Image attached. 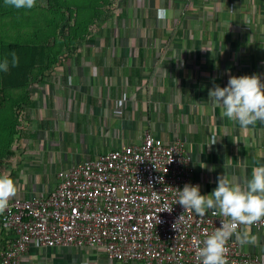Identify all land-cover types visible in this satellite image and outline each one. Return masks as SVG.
<instances>
[{"label":"crops","instance_id":"1","mask_svg":"<svg viewBox=\"0 0 264 264\" xmlns=\"http://www.w3.org/2000/svg\"><path fill=\"white\" fill-rule=\"evenodd\" d=\"M136 1L137 15L130 14L132 23H139L141 28L151 26L156 34L153 39L158 42L129 43L132 56L121 59L120 65H124L121 70L128 77L126 84L130 88L126 87L124 93L123 88L118 91L122 100L117 102L111 98L116 91L111 83L106 85L104 80V84L99 82V86L104 87H99L97 97L93 88L95 83H90L94 81L90 80L89 75L77 73L76 79H70L76 86L78 83L82 85L81 88L77 86L83 95H77L80 104L63 107L65 113L62 115L40 119L38 128L32 132L35 136L33 140L30 135L25 136L24 145L28 148L24 152L29 158L32 156L37 161L43 160L45 164L28 181V167H38L39 163L22 159L20 168L13 166L19 168L17 176H12L19 188L17 196L45 194L57 184L56 173L60 168H69L74 163L126 143L140 142L147 131L166 141L176 136L186 139V150L195 168L194 179L202 195L212 193L217 187V177L224 174L229 175L230 181L246 186L255 162L264 163V125L257 122L254 127L241 128L237 121L225 117V109L213 104L208 95L214 85L227 86L231 76L259 74L264 82V0H191L189 8L184 7L185 0ZM212 5L215 8H211ZM160 7L169 9L167 21L157 19V9ZM128 9L130 13L133 10L132 7ZM253 16L259 18L251 19ZM191 17L199 21L215 17L230 18L228 30L235 32L237 22L241 24L246 34L245 42L239 41L238 44L231 38L229 42L220 41V35L216 32L219 22L208 24V30L213 29L209 32L203 28H207L206 23L203 26L196 22V25L199 23L198 28L191 29L192 23H195L188 19ZM235 18L242 22H236ZM136 19H140V22ZM173 20L177 24L179 20L183 22L177 28ZM256 25L258 28H255ZM242 27L237 28L241 30ZM174 30L177 35L188 32L190 39L159 43L161 37L167 38ZM136 31L139 32L140 28ZM228 34L231 36L230 32ZM158 46L164 50L159 59L153 51ZM235 48L239 49L240 57L238 52L232 51ZM94 61L97 62V59L94 58ZM102 75L105 76L104 73ZM137 82L146 83L144 89L135 88ZM68 112L71 117L65 116ZM213 138L216 143L211 145ZM248 230L259 239L255 244L242 246L239 243L241 249L264 259V229L251 226ZM243 231L245 229L240 233ZM3 237L5 233L0 229V249L4 244ZM85 261L113 264L103 251L91 247H82L77 251L59 247H31L23 264H79Z\"/></svg>","mask_w":264,"mask_h":264},{"label":"built area","instance_id":"2","mask_svg":"<svg viewBox=\"0 0 264 264\" xmlns=\"http://www.w3.org/2000/svg\"><path fill=\"white\" fill-rule=\"evenodd\" d=\"M141 140L60 168L57 184L45 194L14 197L0 215V264H23L31 247H91L112 262L201 264L194 238L203 241L227 218L211 210L199 217L176 203V189L197 185L186 139L145 132ZM252 227L264 229V221ZM227 246L228 264H264L243 251L235 235Z\"/></svg>","mask_w":264,"mask_h":264},{"label":"rangeland","instance_id":"3","mask_svg":"<svg viewBox=\"0 0 264 264\" xmlns=\"http://www.w3.org/2000/svg\"><path fill=\"white\" fill-rule=\"evenodd\" d=\"M127 1L130 2L126 3L122 0H36V5L31 10H17L14 7H5L4 3H0V45L5 50L16 46L19 48L20 56L25 57L27 52V58L30 54L35 53L37 59L28 72L24 85L10 87L7 82V80H12L11 69H23L22 67L10 66L7 73L0 72V93L2 90L5 97V108L0 113V174L8 172L11 177L17 176L21 167L19 163H23L20 161L22 159L39 163L38 167L36 165L28 167L27 181L32 180V176L39 173L44 167L43 160L37 161L32 156L29 158L24 152L28 148L24 145L26 144L24 138L30 135V139H34L35 136L32 132L38 128L40 119L62 115L65 113L62 110L63 107L68 108L70 105L80 104L77 95L80 94L81 97L83 95L77 86L80 85L81 88L82 85L78 83L76 86L75 82H70V79H76L77 73H83L92 78L90 80L94 82L90 83H95L93 88L95 93L97 92V97H99L98 91L101 89L99 87L103 86H99V82L104 80L106 85L111 83V87L116 90L111 98L117 102L122 100L118 91L123 88L124 93L125 88H130V85L126 84L128 77L123 75L121 69L124 65H120V61L132 56L129 43L133 41L158 42L153 39L156 34L151 26L141 28L139 23H132L130 14L133 13V16L136 17L135 8H137L138 2L136 0ZM185 2L184 7L189 8L191 0H185ZM128 7H132L131 13ZM211 8H215L214 5ZM258 18L253 16L251 19ZM188 19L195 21L192 23L191 29L196 26L198 28L199 23L203 26L206 23L207 28L202 27L208 32L211 30V28L208 30V24L214 25L219 22L216 32L220 35V41L233 40L238 44L245 42L246 34L242 25L237 22V20L242 22L241 19L235 18L237 22L234 27L235 32L228 30L227 22H230V18L218 19L215 17L202 21L193 17ZM136 21L140 22V19H136ZM180 22L183 21L179 20V24H177L173 20V25L178 28ZM196 22L199 23L196 25ZM258 25L255 28H258ZM176 27L174 29H177ZM199 27L201 26L199 25ZM237 27L242 28L240 30ZM139 28L140 31L137 32L136 30ZM229 32L231 36L228 34ZM177 34L174 30L168 34L167 38L161 37L159 43L164 44L168 40L179 39L181 42L190 39L187 35L188 32L182 35ZM135 35L137 36L135 37ZM230 38L231 40H229ZM155 48L153 51L158 54L157 58L159 59L164 50L160 46ZM232 51L238 52V55L240 53L237 48ZM94 58L97 59V62H93ZM98 59L102 60L98 61ZM0 61H2L1 54ZM25 61L26 59L19 62L22 64ZM3 80H5L4 83ZM144 86L146 83L137 82L135 88L144 89ZM19 99L24 101L21 109H19ZM26 99L31 101L26 104ZM17 109H19L18 112ZM67 115L72 116L69 112L65 116ZM1 156L3 157L1 158ZM17 159L18 162H16ZM14 165H18L19 168L13 167ZM98 263L100 262L98 261ZM79 264L94 263L85 261Z\"/></svg>","mask_w":264,"mask_h":264},{"label":"clouds","instance_id":"4","mask_svg":"<svg viewBox=\"0 0 264 264\" xmlns=\"http://www.w3.org/2000/svg\"><path fill=\"white\" fill-rule=\"evenodd\" d=\"M3 3L5 7L31 10L35 7L36 0H3ZM169 16V9H157L159 21H167ZM10 56V60L5 57L0 61V72L7 73L10 66L19 65L17 54L12 52ZM208 95L213 104L225 109L223 115L229 120L237 121L241 128L254 127L257 122L264 125V82L259 74L231 76L227 86L214 85ZM215 143L213 138L211 145ZM255 165L246 186L230 181L229 175L224 174L217 177V187L208 195L201 194L199 185L185 184L182 190L176 189V203L186 211H194L197 216L204 217L211 210L212 215L227 218L203 241L194 238L196 258L201 264H228L227 245L233 235L242 246L255 244L259 239L248 230L252 225L264 221V163L256 161ZM18 192V185L11 174H0V215L9 209L10 201ZM152 198L159 200L160 195L153 191ZM183 219L184 216L181 215L173 228L176 229ZM241 225L245 226L242 234L237 232Z\"/></svg>","mask_w":264,"mask_h":264},{"label":"trees","instance_id":"5","mask_svg":"<svg viewBox=\"0 0 264 264\" xmlns=\"http://www.w3.org/2000/svg\"><path fill=\"white\" fill-rule=\"evenodd\" d=\"M2 0H0V3H3V1L1 2ZM18 50H19V48L18 47H16V46H11V47H9L8 48V50H5V48H3V46L2 45H0V54H1V58H2V60L5 58V57H8L9 58V60L11 59V56H10V54L12 53V52H15L16 54H17V56L19 57V61H21V60H25L26 59V61L24 62V63H20L19 62V65L17 66V67H22L23 69H18V68H12L11 69V73H10V77L12 78V80H7V82H8V85L10 86V87H12V86H20V85H24L25 84V82H26V79H27V74H28V72L30 71V69H32V67L34 66V64L37 62V59H36V57H35V53H33V54H30L29 55V57L27 58V52H26V55H25V57H23V56H20L19 54H18ZM11 68V67H10ZM14 70H16V71H14ZM5 82V80H3V83ZM3 93L4 92H2V90H1V93H0V113L4 110V104H5V97H4V95H3ZM30 99V98H29ZM19 101V106H20V108L19 109H21L22 107V105H23V100H18ZM31 100H27L26 99V104H28V102H30ZM22 102V103H21ZM19 109H17V112H18V110ZM13 111V109L11 110V112ZM8 153V152H7ZM3 156H1V158H2Z\"/></svg>","mask_w":264,"mask_h":264}]
</instances>
